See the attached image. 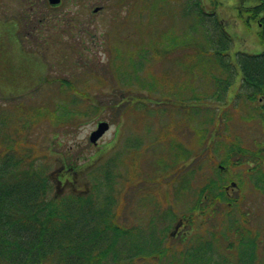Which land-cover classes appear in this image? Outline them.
<instances>
[{
    "label": "rangeland",
    "instance_id": "rangeland-1",
    "mask_svg": "<svg viewBox=\"0 0 264 264\" xmlns=\"http://www.w3.org/2000/svg\"><path fill=\"white\" fill-rule=\"evenodd\" d=\"M188 1L61 0L55 9L47 0H0V160L14 143L9 149L62 180L65 195L108 179L124 206L121 226L139 225L147 235L167 213L170 252L195 243L224 251L220 235L207 231L222 222L214 209L178 236L176 226L205 186L224 185L264 237V191L254 185L256 173H264V102L246 98L240 65L242 54L263 52L264 43L259 26L246 23L251 0H203L232 37L223 57L229 75L218 68L216 52L207 51L203 32L199 40L190 20L181 24L190 18L182 8ZM173 43L176 51L161 60ZM216 73L228 80L220 95ZM65 108L73 114H63ZM99 122L110 128L94 145L89 137ZM234 146L247 154L238 152V162L221 168ZM72 150L77 166L66 161ZM145 256L139 264H164Z\"/></svg>",
    "mask_w": 264,
    "mask_h": 264
},
{
    "label": "trees",
    "instance_id": "trees-1",
    "mask_svg": "<svg viewBox=\"0 0 264 264\" xmlns=\"http://www.w3.org/2000/svg\"><path fill=\"white\" fill-rule=\"evenodd\" d=\"M251 1V6L245 7L249 14L246 23L250 24L252 19L258 24L259 35L264 43V0ZM56 7L50 8L57 9ZM182 8H186L184 14L190 18L185 17L187 20L181 24L186 25L190 20V33L195 36V30H198L199 40L201 31L203 32L202 42H207V51L216 52L220 63L214 61L218 68L230 75V63L224 61L223 57L232 37L218 24L219 21L215 23V19L211 18L215 11H207L203 0H190ZM177 12L178 8L172 15ZM43 17L46 18L38 16V24H44ZM171 21L173 27L176 26L175 18ZM181 24L178 21V25ZM212 27L214 30H211ZM210 46L214 47L209 50ZM191 49L198 52L196 48ZM175 51L173 43V48L166 50L161 60ZM240 59L242 88L246 90V98L251 103L256 100L264 102V51L258 54L244 53ZM236 75L234 73V78ZM211 76L216 90H219L216 94L226 91L228 80H224L223 73ZM259 95L262 97L260 101L257 99ZM198 98L200 97H192L193 100ZM71 101L72 105H77L75 100ZM62 113L73 114L66 108ZM262 113L264 122V107ZM13 145L14 143L7 146L8 153L0 160V264H139L144 260L143 254L147 255L145 260L153 258L157 261L161 258L164 264H264L263 234L251 224L247 213L240 211L238 199L232 197L224 185L218 189L214 185L205 186L191 213L183 217L185 227L189 223L194 228L195 216L203 222L209 215H213L214 209V215L219 214L222 222L213 226L215 230L207 231L220 235L224 251H217L214 244L202 247L195 243L192 248L174 253L167 247L170 236L166 234L167 228L163 222L167 213H164L166 215L156 232L152 229L155 225L150 224L152 227L148 229L147 235L141 234L142 227L139 225L131 228L121 226L117 216L124 206L118 205L111 193L113 186L108 179L107 182L96 181L89 190L73 189L65 195L66 186L59 177H53L54 174L46 173L41 165L9 149ZM72 151V158L66 161L77 166L81 159L75 158L74 150ZM238 152L242 153V157L247 154L241 147L234 146L229 149L219 166L227 168L232 161L238 162L235 157ZM256 174L254 185L264 191V173ZM118 176H121L117 177L120 181L122 173H118ZM59 183L60 187L57 185ZM218 201L223 206H217ZM192 231L189 229L190 235ZM186 234L183 231L181 239ZM185 240H189V237Z\"/></svg>",
    "mask_w": 264,
    "mask_h": 264
},
{
    "label": "water",
    "instance_id": "water-1",
    "mask_svg": "<svg viewBox=\"0 0 264 264\" xmlns=\"http://www.w3.org/2000/svg\"><path fill=\"white\" fill-rule=\"evenodd\" d=\"M50 4L57 5L60 4L61 0H48ZM99 9L97 8L95 12H97ZM110 125L107 122H100L97 126V129L93 131L90 135V141L93 144H97V142L100 140V138L109 130Z\"/></svg>",
    "mask_w": 264,
    "mask_h": 264
},
{
    "label": "flooded vegetation",
    "instance_id": "flooded-vegetation-1",
    "mask_svg": "<svg viewBox=\"0 0 264 264\" xmlns=\"http://www.w3.org/2000/svg\"><path fill=\"white\" fill-rule=\"evenodd\" d=\"M185 224H186V222H185L184 219L179 222L180 227H178L179 225L176 226V234L175 235H177V233H179V231L182 230V228L185 227Z\"/></svg>",
    "mask_w": 264,
    "mask_h": 264
}]
</instances>
